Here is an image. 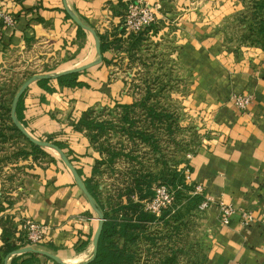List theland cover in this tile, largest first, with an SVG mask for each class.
Returning <instances> with one entry per match:
<instances>
[{"label": "crops", "instance_id": "1", "mask_svg": "<svg viewBox=\"0 0 264 264\" xmlns=\"http://www.w3.org/2000/svg\"><path fill=\"white\" fill-rule=\"evenodd\" d=\"M67 1L98 33L123 40L132 35L125 31L120 18L127 0ZM148 1L160 3L165 15H159L158 22L143 32L155 38L173 28L171 34L181 44L178 57L185 60L188 70L202 76L197 78L204 95L200 104L208 110L203 113L211 136L190 158L187 178L194 185H202L204 197L211 199L205 213L209 231L205 264H264V229L260 224L264 219V50L246 47L236 54L221 50L223 46L217 43L222 36L215 30V16L204 13V8L199 13V0ZM0 2L16 19L14 26L0 22V63L6 62L9 52L27 57L25 63L20 62L23 67L44 63L51 54L67 60L70 66L62 70L94 60V37L86 30L80 32L63 0ZM211 4L212 0H207V6ZM174 11L180 13L174 15ZM80 41L83 48L79 50ZM125 53L110 49L105 56L112 64L80 74L78 80L87 86H62L57 79L42 85L37 80L23 97L24 126L36 138L60 141L84 180L92 176L96 161L106 155L85 131L75 130L70 120L95 105L133 101L116 73ZM83 60L87 61L80 63ZM200 68L201 74L194 71ZM240 93L253 96L245 112L231 101L233 94ZM51 154L54 160H34L32 156L16 159L5 166L3 177L0 175V246L4 217L15 221L16 235L24 221L33 220L51 227L41 249L79 264L93 255L97 215L71 171L56 153ZM222 205L235 209L229 224L222 222ZM243 210L252 211L258 222L243 224ZM40 263L53 264L47 259Z\"/></svg>", "mask_w": 264, "mask_h": 264}, {"label": "rangeland", "instance_id": "2", "mask_svg": "<svg viewBox=\"0 0 264 264\" xmlns=\"http://www.w3.org/2000/svg\"><path fill=\"white\" fill-rule=\"evenodd\" d=\"M199 1L198 12L204 8V13L215 16V30H218V34L220 31L222 36L217 45L224 47H221V50L226 51L227 49V52L236 54L246 47L260 48L252 42L257 38L250 36L249 26L246 23V17H251L254 0H212V4L209 6H207V0ZM0 5H2L1 2ZM2 6L4 7V5ZM162 10L163 6L159 10V15H165ZM176 13H180V11L173 12L174 15ZM219 18L221 19L218 20ZM0 22L7 25L1 19ZM171 29H169V33H165L161 37H147L134 54L125 51L126 53L119 59L120 66L116 71L124 81L125 91L133 97V101L129 104L133 105L131 111L136 119V126L155 131L162 153L161 162L154 163L153 156L155 153L149 146L142 147L122 133L123 123L118 117L119 111L122 110L118 104L122 103L115 105L99 104L91 108L98 119L114 121L115 132L109 135L108 140L107 138L103 140L110 151L123 149L126 152H132V150L139 149L138 153H140L142 160H146V165H151L155 171L165 170L166 174L169 175L176 169H184L186 176L190 172V158L198 152L203 144L208 142L211 129L205 123L203 113L208 110L206 111L203 104H200L204 95L200 88L202 83L197 78L202 76L195 75L194 72L188 70L185 60L178 57L177 53L180 51L181 44L176 42L177 39L172 36ZM89 35L93 39L94 36L90 32ZM78 45L79 50L83 48L81 41L78 42ZM92 57L96 60L97 53L95 54L93 51ZM26 60L25 55L19 56L9 52L6 62L0 63V175L2 177L6 173L5 166L16 159L23 158L22 152L30 149L26 137L11 129V108L15 94L32 75L62 71L69 65L67 60L58 54H51L48 58L46 57L44 63L39 65L23 67L20 62L25 63ZM86 61L83 60L80 63ZM105 64L107 63L102 62L97 66ZM194 71L202 73L201 68ZM196 81H199V84ZM150 104H154L157 111L163 112L166 116L162 120L153 121L150 119L147 114ZM169 116L172 118L170 119ZM72 117L78 119L76 116ZM70 121L72 123V120ZM121 144L125 145L126 148H121ZM47 149L48 152L56 153L59 157L57 152L50 148ZM50 152L41 155V159L51 160L54 158ZM145 152L147 156L144 158L143 153ZM116 160L114 165L122 170L123 174L121 172L120 174H113L112 168L106 166L103 168L104 173L99 178V197L105 203L108 202L112 194H117L113 186L121 185L122 179L125 180L129 177L125 173L126 169L131 167L129 157L122 155ZM20 168L19 172L21 173L22 167ZM115 181L117 182L115 183ZM186 183L190 185L191 189L183 188L180 201L174 190L171 189L175 198L170 203H166L165 208L181 211V221L170 226H157L155 230L157 243L154 247L149 240L141 243L140 248L144 252L141 258L142 263L148 260L149 264H200L206 255L209 240V231L206 227V210L199 211L189 208V196L194 189V184L188 182L187 177ZM159 185L167 186L164 182ZM159 185L156 184L154 188ZM152 229H154V225ZM29 245L41 249L40 246H43V243H29L27 246Z\"/></svg>", "mask_w": 264, "mask_h": 264}, {"label": "trees", "instance_id": "3", "mask_svg": "<svg viewBox=\"0 0 264 264\" xmlns=\"http://www.w3.org/2000/svg\"><path fill=\"white\" fill-rule=\"evenodd\" d=\"M126 8L127 4L123 3V10ZM120 14L122 15L123 12H120ZM246 18L250 36L257 38L252 42L264 50V0H254L251 17ZM78 28L80 32H85L80 26H78ZM98 35L101 41L103 63L107 64L113 63L112 60H109L105 56L108 50L129 51L134 54L143 44V41L149 37L147 31H142L137 35L132 34L127 40H123L122 38L110 39L108 34L98 33ZM83 72L63 75L58 77L57 80L60 85L67 87L87 86V83L78 80L79 75ZM51 80L52 79H41L38 80V82L42 85H46ZM48 88L52 90V88ZM24 94L21 96L17 106V117L22 124L26 126L23 114ZM118 106L122 108L118 113V117L123 123L121 128L122 133L126 134L142 147L149 146L152 152L155 153L153 156L154 163L161 162L160 156L162 153L155 131L136 126V119L131 111L132 104L123 103L118 104ZM147 114L153 121L162 120L163 117L166 116L163 112L157 111L154 104L149 105ZM169 117L170 119L172 118V116ZM169 117H167V119H169ZM11 122V129L26 137L12 120ZM72 125L75 130L85 131L91 142L96 145L101 153L106 155V158L96 161L92 176L84 180L89 192L104 213V225L99 239L97 254L94 258H90L85 264H149L148 260H146L145 263L141 261L142 254L144 253L140 248L141 243L149 240L154 247L157 243L155 238L157 234L155 231L157 229L156 227L161 225L170 226L175 222L181 221L182 217L181 211H172L170 208L163 210L161 214L157 215L146 210L145 201L154 197V186L163 182L167 184L170 189L174 190L180 201L182 199L180 196L183 195V188L191 189L190 185L186 183L184 169H176L173 173L167 175L165 170L157 172L151 165H146L147 161L142 160L140 153H138L140 151L139 149L132 150V152H126L123 149H113L110 151L103 140L105 138L108 140L109 135L115 132L116 126L114 125V121L98 119L97 116L94 115V110L91 107L83 111L78 119L74 118V120H72ZM26 139L29 142L30 149H26L22 152L23 158L32 156L34 160H37L42 157L41 155L49 153L47 148L31 142L27 137ZM47 141H52L62 149L65 148L60 141H56L51 137H49ZM120 147L126 148L123 144H121ZM107 152H109V154H107ZM66 154L69 156V151H67ZM122 155L129 157V161L131 162V167L125 171L129 177L125 180L122 179L121 185L118 186L117 184L113 186L117 194H112L108 202L105 203L99 197L100 181L99 178L97 179V176H101L104 173L103 168L106 166L112 168L113 174H120L122 170L116 168L114 164L117 162L116 159L120 158ZM146 156V152L143 153V157L145 158ZM54 159L55 158H52L51 160ZM70 160L72 161V159ZM78 172L81 175L79 169ZM115 179L117 180L118 178ZM116 182L117 181H115V183ZM189 199V208L191 210L197 209L200 211L199 206L205 199L204 195L190 193ZM153 225L154 229H152ZM17 231L18 228L13 218L10 216L4 217L1 236L3 244L0 246V264H4L5 258L9 253L18 248L26 247L29 244L26 233L22 231L19 235H16ZM42 259L51 260L53 264H61L36 252H27L14 256L9 261V264H41L40 262ZM206 259L207 255L204 256L200 264H205Z\"/></svg>", "mask_w": 264, "mask_h": 264}, {"label": "built area", "instance_id": "4", "mask_svg": "<svg viewBox=\"0 0 264 264\" xmlns=\"http://www.w3.org/2000/svg\"><path fill=\"white\" fill-rule=\"evenodd\" d=\"M127 8L123 10L120 16L125 31L128 34H138L144 29L156 24L159 20V10L161 9L160 3L152 4L148 0H127ZM0 19L9 26L15 25V17L5 7L0 5ZM231 101L240 111H247L253 101V96L250 93L234 94ZM189 171V169H188ZM189 174V173H188ZM187 174V175H188ZM186 175V177H187ZM188 180V178H187ZM155 189L153 198L145 201V208L157 215L161 214L166 208V203L174 200L173 191L165 185H159ZM204 187L200 184L194 185L192 194H203ZM211 205V199L205 198L200 204V210H207ZM222 222L225 224L230 223V218L235 213V209L230 205H222ZM242 222L245 225L258 222L250 210L241 211ZM264 229V219L260 221ZM21 231L26 233V238L31 244H41L48 240L49 231L51 227L47 224L26 220L21 225Z\"/></svg>", "mask_w": 264, "mask_h": 264}, {"label": "water", "instance_id": "5", "mask_svg": "<svg viewBox=\"0 0 264 264\" xmlns=\"http://www.w3.org/2000/svg\"><path fill=\"white\" fill-rule=\"evenodd\" d=\"M63 1H64L65 10L68 13V15L71 17V19L78 26H80L82 29L90 32L94 36L96 52H97L98 57L96 60L91 61V62L84 64V65L78 66V67L69 68V69H65L62 71L44 73V74H34L31 77H29L22 84V86L19 88V90L17 91V93L15 94V96L13 98L12 108H11V119H12L13 123L21 130V132L31 142H33L37 145H40L42 147H45V148H50L59 154L60 159L63 161V163L66 165V167L71 171V173L75 179L76 184L82 190L84 195L87 197L92 209L97 214V219H98V227H97V230H96L94 237H93L94 252H93V255L91 258H94L97 254V251H98L99 239H100L101 232H102L103 225H104V213H103V211L100 209V207L96 203V200L94 199L92 194L89 192L88 188L86 187V184H85L83 177L80 175L77 167L70 160V158L68 157L66 152L53 142H49L47 140H42V139L34 137L17 117V106H18L19 100H20L21 96L26 92L27 88L33 82H35L37 80H41V79H57L58 77L63 76V75L73 74V73H77V72H83V71H86V70H88L94 66H97L103 62V53L101 50V41H100V37L98 35L97 30L94 27L88 25L86 22H84L79 17L75 13V11L70 7L67 0H63ZM27 252H36V253L45 255V256H47V257H49V258L53 259L54 261L61 263V264H71V263H68V262L64 261L63 259H61L58 255L51 253L50 251H47L44 249H39V248H36L34 246H31V245L26 246V247H22V248H18L16 250L12 251L11 253H9L5 258L4 264H9V261L14 256L21 255V254H24ZM88 261L89 260L82 262V263H79V264H85Z\"/></svg>", "mask_w": 264, "mask_h": 264}]
</instances>
